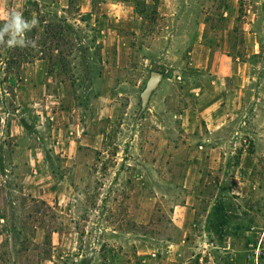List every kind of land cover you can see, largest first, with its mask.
<instances>
[{
	"label": "rangeland",
	"instance_id": "374dc122",
	"mask_svg": "<svg viewBox=\"0 0 264 264\" xmlns=\"http://www.w3.org/2000/svg\"><path fill=\"white\" fill-rule=\"evenodd\" d=\"M17 8L38 24L0 44V264H264V0ZM29 198L49 208L22 225Z\"/></svg>",
	"mask_w": 264,
	"mask_h": 264
},
{
	"label": "clouds",
	"instance_id": "9594fccd",
	"mask_svg": "<svg viewBox=\"0 0 264 264\" xmlns=\"http://www.w3.org/2000/svg\"><path fill=\"white\" fill-rule=\"evenodd\" d=\"M0 44L7 48L25 47L34 44L26 39V33L38 24L36 18L26 20L21 10L12 9L0 13Z\"/></svg>",
	"mask_w": 264,
	"mask_h": 264
},
{
	"label": "crops",
	"instance_id": "0c3cea01",
	"mask_svg": "<svg viewBox=\"0 0 264 264\" xmlns=\"http://www.w3.org/2000/svg\"><path fill=\"white\" fill-rule=\"evenodd\" d=\"M229 76H232V74H228ZM243 77L239 76V78H236L235 81H233V85L228 87L226 90V95H225V100L224 104H222L220 101L216 104H212L207 107V105H202L198 112L201 116V118L204 121V124L207 129H216L221 125V122L223 121V116H222V110L227 108V106L233 105L236 106V104H240V94H241V89L243 86L240 84L242 81ZM215 99V97H214ZM217 100V99H216ZM16 127L17 124H15ZM23 126V124H21ZM9 136H13L12 133L9 134ZM195 159H198L200 163H204L207 159L206 155H200L196 157ZM3 236V230L0 228V240L2 239Z\"/></svg>",
	"mask_w": 264,
	"mask_h": 264
},
{
	"label": "trees",
	"instance_id": "16d2710c",
	"mask_svg": "<svg viewBox=\"0 0 264 264\" xmlns=\"http://www.w3.org/2000/svg\"><path fill=\"white\" fill-rule=\"evenodd\" d=\"M0 187H2L1 183H0ZM16 199L19 201L24 200V199L20 198V196L19 197L17 196ZM29 199H30L31 203L36 204V205H33L32 209H31V206H27L26 203H23L22 206L18 205L16 207L15 202L12 201L11 205H10V210L8 212V216L11 218H16L18 220V223H21L23 225V224H25V222H24L25 217L22 214H15L14 215L13 213H16L17 210L24 212V211L30 209V212H28V214H27L28 216L26 218H28L29 220L31 219L34 222H38L39 221V215L44 213L46 211V208L48 210L49 206L44 201H36L33 198H29ZM40 206L43 208H40ZM23 218H24V220H23Z\"/></svg>",
	"mask_w": 264,
	"mask_h": 264
},
{
	"label": "water",
	"instance_id": "95a60500",
	"mask_svg": "<svg viewBox=\"0 0 264 264\" xmlns=\"http://www.w3.org/2000/svg\"><path fill=\"white\" fill-rule=\"evenodd\" d=\"M162 79V73L159 71H151L149 78L146 81L143 91L140 93V109L141 111L146 108L151 93L157 88Z\"/></svg>",
	"mask_w": 264,
	"mask_h": 264
}]
</instances>
